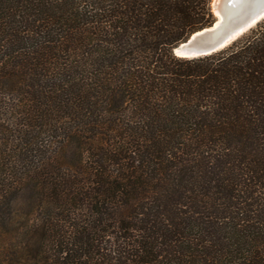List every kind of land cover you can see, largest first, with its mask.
Listing matches in <instances>:
<instances>
[{"label":"trees","instance_id":"1","mask_svg":"<svg viewBox=\"0 0 264 264\" xmlns=\"http://www.w3.org/2000/svg\"><path fill=\"white\" fill-rule=\"evenodd\" d=\"M215 19L0 0V264H264V18L174 54Z\"/></svg>","mask_w":264,"mask_h":264},{"label":"water","instance_id":"2","mask_svg":"<svg viewBox=\"0 0 264 264\" xmlns=\"http://www.w3.org/2000/svg\"><path fill=\"white\" fill-rule=\"evenodd\" d=\"M214 23L193 32L173 48L178 57L193 58L218 51L264 18V0H212Z\"/></svg>","mask_w":264,"mask_h":264},{"label":"rangeland","instance_id":"3","mask_svg":"<svg viewBox=\"0 0 264 264\" xmlns=\"http://www.w3.org/2000/svg\"><path fill=\"white\" fill-rule=\"evenodd\" d=\"M18 212H22L24 210V203L22 200H19L18 205H16Z\"/></svg>","mask_w":264,"mask_h":264},{"label":"bare ground","instance_id":"4","mask_svg":"<svg viewBox=\"0 0 264 264\" xmlns=\"http://www.w3.org/2000/svg\"><path fill=\"white\" fill-rule=\"evenodd\" d=\"M248 1H253V0H248Z\"/></svg>","mask_w":264,"mask_h":264}]
</instances>
